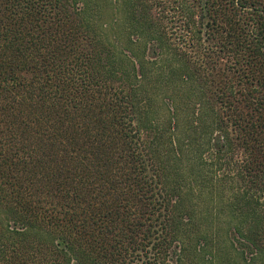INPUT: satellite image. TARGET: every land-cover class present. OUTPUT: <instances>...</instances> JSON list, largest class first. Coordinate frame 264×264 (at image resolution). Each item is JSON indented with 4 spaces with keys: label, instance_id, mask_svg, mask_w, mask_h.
I'll list each match as a JSON object with an SVG mask.
<instances>
[{
    "label": "trees",
    "instance_id": "16d2710c",
    "mask_svg": "<svg viewBox=\"0 0 264 264\" xmlns=\"http://www.w3.org/2000/svg\"><path fill=\"white\" fill-rule=\"evenodd\" d=\"M0 264H264V0H0Z\"/></svg>",
    "mask_w": 264,
    "mask_h": 264
}]
</instances>
